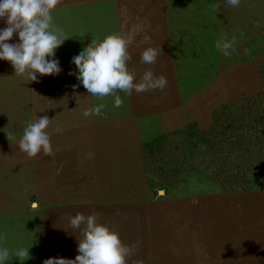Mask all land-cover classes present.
<instances>
[{
	"label": "rangeland",
	"instance_id": "1",
	"mask_svg": "<svg viewBox=\"0 0 264 264\" xmlns=\"http://www.w3.org/2000/svg\"><path fill=\"white\" fill-rule=\"evenodd\" d=\"M120 1L102 36L134 32L127 67L137 83L147 70L166 77L163 91L117 92L119 108L114 96L90 95L67 65L84 36H98L87 27L74 37L63 29L58 75L28 82L0 60L7 264L75 259L77 213L96 214L135 245L128 264H264V0ZM233 37L229 56L217 51V40ZM148 47L161 49L151 65L140 61ZM100 104V115H82ZM44 115L54 155L30 158L19 139ZM18 248L29 255L17 259Z\"/></svg>",
	"mask_w": 264,
	"mask_h": 264
},
{
	"label": "clouds",
	"instance_id": "2",
	"mask_svg": "<svg viewBox=\"0 0 264 264\" xmlns=\"http://www.w3.org/2000/svg\"><path fill=\"white\" fill-rule=\"evenodd\" d=\"M223 2L231 8H238L241 0ZM57 4L58 0H0V21L6 25L0 28V60L9 62L15 75L28 82H38V76L58 75L62 71L56 50L70 37L54 21L52 13ZM14 35L18 40L10 43ZM134 41V32L112 34L101 41H91L73 55L75 75L90 95L100 98L114 96L113 106L119 108L123 100L116 95L117 92L143 93L156 89L163 91L167 87L166 77H156L151 70L143 73L140 82H135L134 74L127 67L132 61L129 47ZM236 43L235 37L231 40L221 38L215 42V47L224 56H229ZM160 51L153 47L145 48L140 55L141 63L154 64ZM103 107L100 104L85 109L82 115L86 118L98 116ZM49 124L47 115L28 122L19 139V149L30 158L41 152L45 156L54 155L47 131ZM37 207L39 205L33 203L32 208ZM69 222L72 229L81 232L78 254L75 259L50 257L44 264H128L135 245L124 244L119 233L100 223L96 214L85 216L77 213L70 217ZM28 249H16L15 257L20 260L29 255ZM9 256L10 250L0 247V264H7Z\"/></svg>",
	"mask_w": 264,
	"mask_h": 264
},
{
	"label": "crops",
	"instance_id": "3",
	"mask_svg": "<svg viewBox=\"0 0 264 264\" xmlns=\"http://www.w3.org/2000/svg\"><path fill=\"white\" fill-rule=\"evenodd\" d=\"M120 0H58L56 9L52 15L55 23L62 29L71 27L72 31L77 32L83 27L92 28L98 36H84L87 44L91 41H101L104 38V28L112 20H108L107 11L120 8ZM112 16V15H109ZM4 23V22H3ZM74 37V36H73ZM56 50V58H58ZM73 57V55H72ZM67 65H75L72 59Z\"/></svg>",
	"mask_w": 264,
	"mask_h": 264
}]
</instances>
